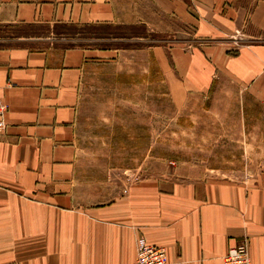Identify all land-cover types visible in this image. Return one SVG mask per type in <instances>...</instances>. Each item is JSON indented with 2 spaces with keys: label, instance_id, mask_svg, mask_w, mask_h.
I'll use <instances>...</instances> for the list:
<instances>
[{
  "label": "crops",
  "instance_id": "obj_1",
  "mask_svg": "<svg viewBox=\"0 0 264 264\" xmlns=\"http://www.w3.org/2000/svg\"><path fill=\"white\" fill-rule=\"evenodd\" d=\"M176 23L161 66L180 93L226 74L264 100V0H0V25ZM0 35V264H132L136 243L168 264H223L248 238L264 264V173L241 183L176 174L132 181L104 200L77 182L73 128L81 73L103 50ZM69 40V39H68Z\"/></svg>",
  "mask_w": 264,
  "mask_h": 264
},
{
  "label": "rangeland",
  "instance_id": "obj_2",
  "mask_svg": "<svg viewBox=\"0 0 264 264\" xmlns=\"http://www.w3.org/2000/svg\"><path fill=\"white\" fill-rule=\"evenodd\" d=\"M150 23L0 25V35L32 38L29 46L64 38L103 50L78 83L77 182L107 200L132 181L179 174L241 183L264 173V100L226 74L180 93L161 58L186 37L176 23Z\"/></svg>",
  "mask_w": 264,
  "mask_h": 264
},
{
  "label": "built area",
  "instance_id": "obj_3",
  "mask_svg": "<svg viewBox=\"0 0 264 264\" xmlns=\"http://www.w3.org/2000/svg\"><path fill=\"white\" fill-rule=\"evenodd\" d=\"M7 105L0 98V136L7 128L5 112ZM223 264H250L248 250V238H243L234 246L227 249L222 257ZM132 264H168L165 247L148 243L143 237H139L136 243V258Z\"/></svg>",
  "mask_w": 264,
  "mask_h": 264
}]
</instances>
